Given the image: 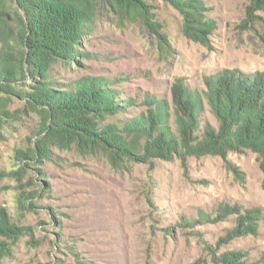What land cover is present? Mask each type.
<instances>
[{"label": "rangeland", "instance_id": "374dc122", "mask_svg": "<svg viewBox=\"0 0 264 264\" xmlns=\"http://www.w3.org/2000/svg\"><path fill=\"white\" fill-rule=\"evenodd\" d=\"M147 1L168 46L161 47L159 35L143 22L123 23L100 11L81 43L89 56L71 68L56 67L57 81L118 80L113 88L119 98L134 105L109 122L146 113L147 97L166 101L173 111V87L182 85L203 99L202 124L218 127L205 96L207 80L226 70L264 73V11L249 19V0H203L216 25L204 46L185 37L178 11L162 0ZM12 99L16 117L0 140V208L24 234L15 241L0 235L9 249L1 264H220L214 254L230 251L264 264V170L257 154H229L244 179L217 156L114 163L72 144L53 147L49 159L23 160L44 119ZM170 125L176 129L174 118ZM222 204L262 209L258 233L222 241L236 226L235 216L214 220Z\"/></svg>", "mask_w": 264, "mask_h": 264}, {"label": "trees", "instance_id": "16d2710c", "mask_svg": "<svg viewBox=\"0 0 264 264\" xmlns=\"http://www.w3.org/2000/svg\"><path fill=\"white\" fill-rule=\"evenodd\" d=\"M162 1L182 15L187 39L210 45L216 25L207 17L209 8L203 0ZM249 1L247 15L253 19L256 12L264 11V0ZM153 10L147 0H0V140L8 120L16 117L9 108L15 97L44 119L35 148L23 152V160L49 159L53 147L72 144L91 154L102 152L114 163L148 164L175 157L186 162L189 157L217 156L237 179H244L228 157L231 152L251 151L264 170L263 72L226 70L207 80L205 96L218 127L202 124L203 99L182 85L173 87V111L166 101L147 97L146 113L109 122L134 105L133 100L119 98L113 88L118 80L84 76L67 86L57 81L56 67L68 69L78 63L77 58L89 56L81 43L93 31L100 11L123 23L143 22L159 35L161 47L168 46V36ZM230 216L236 217V226L222 239L225 243L256 235L263 211L222 204L214 220ZM23 234L0 208V235L15 241ZM8 254L6 244L0 243V264ZM216 256L213 259L220 264H255L240 251Z\"/></svg>", "mask_w": 264, "mask_h": 264}]
</instances>
